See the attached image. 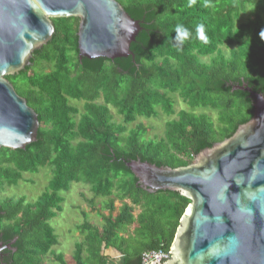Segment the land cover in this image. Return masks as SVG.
Returning a JSON list of instances; mask_svg holds the SVG:
<instances>
[{
  "label": "trees",
  "instance_id": "trees-1",
  "mask_svg": "<svg viewBox=\"0 0 264 264\" xmlns=\"http://www.w3.org/2000/svg\"><path fill=\"white\" fill-rule=\"evenodd\" d=\"M117 1L140 21L134 58L80 59L79 19L55 18L52 39L7 76L40 126L26 148H0V242L9 245L0 264H47L50 253L69 264L53 250L49 222L72 182L90 186L86 201L102 220L97 226L85 215L77 226L83 240L72 264H142L145 251H169L190 200L143 189L126 161L188 165L252 118L255 99L239 86L264 94V0ZM175 97L189 109L176 111ZM160 111L168 117L162 136L147 138L143 123L129 127ZM44 167L52 176L38 200L1 195ZM96 198L105 199L100 208Z\"/></svg>",
  "mask_w": 264,
  "mask_h": 264
},
{
  "label": "water",
  "instance_id": "water-1",
  "mask_svg": "<svg viewBox=\"0 0 264 264\" xmlns=\"http://www.w3.org/2000/svg\"><path fill=\"white\" fill-rule=\"evenodd\" d=\"M79 19L80 59L132 56L140 21L117 0H0V148L24 149L37 140L36 111L7 76L31 64L54 34L52 19ZM252 118L230 137L201 150L185 166L126 161L148 192L170 190L188 198L170 247L152 264H264V94ZM4 246L0 242L1 251Z\"/></svg>",
  "mask_w": 264,
  "mask_h": 264
},
{
  "label": "rangeland",
  "instance_id": "rangeland-1",
  "mask_svg": "<svg viewBox=\"0 0 264 264\" xmlns=\"http://www.w3.org/2000/svg\"><path fill=\"white\" fill-rule=\"evenodd\" d=\"M228 52L226 49H224ZM175 109L179 111L181 109H189L179 97H175ZM79 109L82 108V102L72 101ZM115 116V120L118 123L122 122V117L118 115L115 110H112ZM209 113L215 118L216 115L209 111ZM168 117L162 112L159 115L152 118H138L135 123L130 124L129 127H134L136 124L143 123L148 127L146 133L147 138L160 137L164 133V124ZM52 173L49 167L40 168L36 173L26 172L23 173V179L20 183L13 188H6L1 192L2 196H10L12 198L24 197L27 202H33L39 199V197L46 190ZM65 201L62 203V211L56 213L55 217L50 220V225L53 227L55 234L58 238V245L53 248L55 253H62L63 259L66 262L73 263V253L77 242L83 240V236L77 230V226L80 225L86 219L92 224L101 226L102 220L95 211H92L90 204L86 201L92 198L93 194L90 191V186L83 183L72 182L70 189L67 192H61ZM103 200H105L103 198ZM101 198H96L94 202L97 207L100 208L101 203L104 202ZM117 207L121 205L120 201L115 200ZM118 256H116L117 258ZM47 264H56L53 259V255L50 253L45 258Z\"/></svg>",
  "mask_w": 264,
  "mask_h": 264
},
{
  "label": "built area",
  "instance_id": "built-area-1",
  "mask_svg": "<svg viewBox=\"0 0 264 264\" xmlns=\"http://www.w3.org/2000/svg\"><path fill=\"white\" fill-rule=\"evenodd\" d=\"M162 255H166L167 257L171 256L170 250L167 251L163 248L157 250H149L142 253L140 258L142 259V264H152L153 261H156Z\"/></svg>",
  "mask_w": 264,
  "mask_h": 264
},
{
  "label": "crops",
  "instance_id": "crops-1",
  "mask_svg": "<svg viewBox=\"0 0 264 264\" xmlns=\"http://www.w3.org/2000/svg\"><path fill=\"white\" fill-rule=\"evenodd\" d=\"M74 250H75V248H74ZM70 263V262H69Z\"/></svg>",
  "mask_w": 264,
  "mask_h": 264
}]
</instances>
